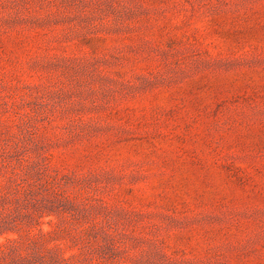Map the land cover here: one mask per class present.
<instances>
[{"label": "rangeland", "instance_id": "1", "mask_svg": "<svg viewBox=\"0 0 264 264\" xmlns=\"http://www.w3.org/2000/svg\"><path fill=\"white\" fill-rule=\"evenodd\" d=\"M0 264H264V0H0Z\"/></svg>", "mask_w": 264, "mask_h": 264}]
</instances>
